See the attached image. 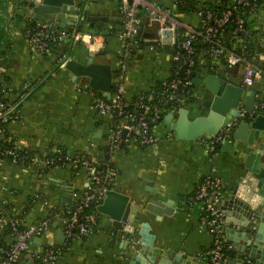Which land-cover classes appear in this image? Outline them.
<instances>
[{
    "label": "crops",
    "instance_id": "obj_1",
    "mask_svg": "<svg viewBox=\"0 0 264 264\" xmlns=\"http://www.w3.org/2000/svg\"><path fill=\"white\" fill-rule=\"evenodd\" d=\"M156 1L160 6L175 8L174 0ZM196 1L206 3L210 0ZM79 2H82L81 16L77 27L105 37L104 47L95 61L112 66L114 82L120 69V42L110 30L121 26L120 0H76V5ZM26 3V0H0V69L4 71L6 84L14 90L9 95L10 100L17 98L16 91L25 93L16 103L21 118L11 121L8 131L23 148L46 152L62 146L67 151L84 152L100 161L107 125L93 106L96 90L88 89L86 81L76 83L68 70L59 66L68 56L85 62L90 52L84 44L77 43L55 45L46 57L36 54L24 31L29 20L42 18L32 19V9ZM88 16L108 17V20L88 21ZM177 17L194 27L199 22L197 14L193 13L177 14ZM142 18L143 31L153 36L157 23L146 13ZM256 19L257 29L260 28L257 35L261 40L264 39V16L260 11ZM257 63L262 76L252 84L244 81L243 65L229 66L219 60H214L216 66L213 68L203 61L197 76L209 72L228 76L236 83H243L247 91L256 92L258 102L264 100V58H258ZM171 75L170 51L166 48L151 50L147 45L128 65L125 74L128 96L148 91ZM179 108L167 114L174 111V119H177ZM156 131L161 138L157 147L133 145L117 153L115 162L119 173L113 189L131 195L134 206L142 213L140 222L149 226V233L154 237L155 248L170 253L184 251L198 257L202 264L200 256L210 249L213 235L202 227V207L193 198L195 187L204 176L216 170L225 182L223 200H227L246 174L245 156L232 155L221 148L210 149V144L203 140H179L164 120L157 125ZM168 133L171 136L167 137ZM87 180L83 171L76 172L68 166H55L40 175L35 168L11 161L0 162V191L2 186L10 190L3 192L1 198L5 197L20 211L24 209L22 215L26 223L47 218L54 208L70 205L74 194L86 186ZM248 189L241 190V196L246 199L250 196ZM151 198L174 203L173 213L159 217L147 211L146 205ZM50 231V236L59 239L55 230ZM139 237V229L134 233L117 230L109 218L100 213L96 231L86 238L73 240L57 264H131L135 252L133 244L139 242ZM227 240L238 253L235 243ZM43 246L44 243L34 240L35 250ZM236 259L237 256L232 264Z\"/></svg>",
    "mask_w": 264,
    "mask_h": 264
},
{
    "label": "built area",
    "instance_id": "obj_2",
    "mask_svg": "<svg viewBox=\"0 0 264 264\" xmlns=\"http://www.w3.org/2000/svg\"><path fill=\"white\" fill-rule=\"evenodd\" d=\"M41 0H26V2ZM183 0H174L175 4ZM222 1V0H213ZM232 6L223 9L221 13L213 11L209 6H203L197 13L199 22L192 26L179 21L169 7H163L156 0H120V29L115 36L120 42L118 50L120 69L113 82L111 94L104 91L94 93V109L99 118L105 121L107 132L105 147L100 161L93 160L87 153L70 152L62 146H55L46 152H36L21 147L10 135L8 124L20 119L19 105L16 103L24 98L25 93L16 91V99L10 100L14 90L6 84L5 74L0 69V162L11 161L28 168H35L41 175L55 166H68L76 172L83 171L87 176L86 186L74 194L73 202L59 208H54L50 216L34 222L26 223L21 211L7 199L1 198L3 192H10L2 186L0 191V264H57L63 252L76 239L93 234L98 225L99 205L102 204L106 192L113 189V184L119 173L115 162L118 152L136 145L142 148L157 147L161 138L156 127L165 117V110L158 99L149 91L129 97L125 83V74L130 61L141 49V43H149L151 50L160 47H175L171 53L172 75L162 80V98L167 101L178 99L183 106L185 99L180 96L184 88L194 84L192 67L196 64L195 43L208 44L205 54L209 53L214 60H219L229 66L243 65L246 84H252L261 78L262 69L257 63L258 58H264V52L251 53L241 41L229 46L224 38L226 26L234 21V34L246 32L247 19L259 15V7L263 0H226ZM239 11L232 18L234 11ZM157 23V32L151 36L143 31L142 12ZM80 17L72 19L68 28L53 27L44 20H29L24 35L33 51L46 57L55 45L84 44L90 53L103 49L105 37L102 34L84 32L77 26ZM31 21V22H30ZM33 21V22H32ZM169 33L171 34L169 36ZM264 47V39L260 40ZM196 55V56H195ZM66 59V58H65ZM63 59L59 66L65 68L67 60ZM205 61L204 59L201 60ZM101 93V94H99ZM18 104V103H17ZM258 111L264 112V100L257 103L252 111L240 108L239 118L250 119ZM237 122V121H236ZM230 124L221 135L209 142L214 149L221 137L230 136ZM171 136L168 133L167 137ZM225 182L216 172L211 171L203 177L195 187L194 199L202 207V227L213 235V243L206 254L200 259L205 264H232L226 255L228 251L236 250L223 234V212L221 203L224 197ZM45 204H48L45 201ZM53 223H57L53 227ZM61 230L64 239L50 236L51 231ZM38 238L44 243L40 249H34V240ZM206 261V262H205Z\"/></svg>",
    "mask_w": 264,
    "mask_h": 264
},
{
    "label": "water",
    "instance_id": "obj_3",
    "mask_svg": "<svg viewBox=\"0 0 264 264\" xmlns=\"http://www.w3.org/2000/svg\"><path fill=\"white\" fill-rule=\"evenodd\" d=\"M81 3L76 5V0H41L26 4L32 9V19L41 17L51 25L68 28L72 19L81 16ZM107 20L108 17L88 16V21ZM99 53H90L85 62L68 56L65 69L76 83L86 81L88 89L111 94L114 72L110 64L95 61ZM193 82L190 96L178 110V118L174 119V111H170L163 120L171 127L175 138L203 140L205 143L216 140L230 124L236 123L231 126L230 136L221 137L220 148L232 155H244L247 171L232 195L223 200V234L237 247L235 264H264V112L258 111L247 120L239 118L241 107L252 111L263 99L257 102L256 92H249L243 83L214 72L205 76L195 74ZM243 186L250 190L247 199L241 196ZM133 201L131 195L109 189L98 207L99 213L107 216L115 229L126 233L139 229V242L133 244L135 252L131 256V264H199L198 257L184 251L170 253L155 248L149 226L140 222L142 213ZM174 207V203L154 198L149 199L146 205L147 211L159 217L171 215ZM57 238L64 239L59 229Z\"/></svg>",
    "mask_w": 264,
    "mask_h": 264
},
{
    "label": "trees",
    "instance_id": "obj_4",
    "mask_svg": "<svg viewBox=\"0 0 264 264\" xmlns=\"http://www.w3.org/2000/svg\"><path fill=\"white\" fill-rule=\"evenodd\" d=\"M264 3V0L262 1L260 7H259V11L262 7ZM203 6H209V8L213 11L219 12L221 13V11L223 9H226L228 6H232L231 2H228L226 0H222V1H213L210 0L206 3H201L199 1L196 0H183L182 2L175 4V8L174 10H172L173 15L177 17V14H197L198 11L200 10L201 7ZM146 13L143 11L142 15ZM237 13H241L239 11H234V14L232 16V18L236 17ZM242 14V13H241ZM250 14H245L244 17H246L247 22H246V32L245 34L243 33H238V34H234V29H235V22L232 21L230 22L227 26H226V30L224 32V38L225 41L227 42V44L229 46H233L235 43L237 44V42L241 41V43H243L246 47V50L248 52L251 53L250 57L254 55V52H264V47L260 46V38L257 35L258 32L260 31V28L257 29V17H250ZM31 22V21H30ZM33 22V21H32ZM120 29V28H119ZM119 29H111L110 30V34H116V32ZM101 34V33H99ZM147 45H149V43H146L145 41H143L141 43V49L145 48ZM208 44L206 43H200L199 41H197L195 43V48H196V64L192 67V71H193V75L196 74L199 71L201 65H202V61L201 60H206L207 64L209 67L213 68L212 66H216L213 65L214 63V59L213 57L207 53L205 54L204 51L207 49ZM162 48V47H160ZM166 48L170 51V53H172L173 51H175V47H171V46H167V47H163ZM194 86V84H192L189 88H184L183 92H181L180 96L183 98H188L190 96V88H192ZM150 93H152L155 97V100L158 99L161 107L163 108V110H165V114H167V112L171 109H177L178 105H180V102L178 101V99H174L172 101H167L165 98H162L160 93L162 91V80L158 81L150 90H148ZM101 94V93H99ZM186 100V99H185ZM221 147V142H217L215 145V150L219 149ZM86 238V237H84ZM231 260L234 259L237 256V252L236 250H231L228 251L226 254ZM206 262V261H205ZM202 264H205L204 262Z\"/></svg>",
    "mask_w": 264,
    "mask_h": 264
},
{
    "label": "rangeland",
    "instance_id": "obj_5",
    "mask_svg": "<svg viewBox=\"0 0 264 264\" xmlns=\"http://www.w3.org/2000/svg\"><path fill=\"white\" fill-rule=\"evenodd\" d=\"M260 12H261L262 16H264V4L262 5Z\"/></svg>",
    "mask_w": 264,
    "mask_h": 264
}]
</instances>
